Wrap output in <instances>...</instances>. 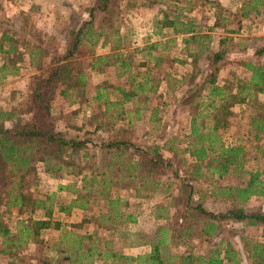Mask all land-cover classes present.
Listing matches in <instances>:
<instances>
[{
    "label": "trees",
    "instance_id": "obj_1",
    "mask_svg": "<svg viewBox=\"0 0 264 264\" xmlns=\"http://www.w3.org/2000/svg\"><path fill=\"white\" fill-rule=\"evenodd\" d=\"M148 1V6L161 2ZM202 1L210 5L208 8L217 7L216 13H213L215 22H227L218 15L220 11L227 12V7L211 0ZM263 8L264 0H241L234 9L233 17L247 19L251 14H260ZM117 9V0H91L87 19L67 29L62 51L54 50L46 73L31 81L20 117L14 110H0V208L7 212L16 208L18 214L25 209L30 215L27 219L16 220L15 232L11 233L0 213V255L15 258L17 251L25 245L40 243L45 230L51 228L59 230L55 249L61 247L69 264H264L263 243L242 239L243 251L239 252L220 237L227 225L264 226V212H251L242 207L250 197L264 195V180L259 179L260 173L245 169L252 154L264 157V64L245 62L246 79L234 80L230 85H217L215 76L220 63L224 62L225 51L210 49L209 33L212 28L196 25L193 19L185 16L184 10H192L182 7L164 12L160 9L152 25L157 40L138 50L151 61L153 67H158L163 60V52L178 41L183 52L181 55L189 60L190 71L182 79L188 80L189 85L180 99L181 106L188 107V137L183 149H174L171 144L174 139L170 138L162 146L171 154V158H165L160 152L162 147L154 144L138 147L121 137L124 133L122 129L107 139L92 143L54 128L50 103L55 90L58 96H66L67 90L73 88L78 94L85 91L86 75L81 68H75L78 65L75 57L81 45L92 48L99 44L100 48L107 50V54L93 58L90 71L105 64L128 71V63L122 59L124 35L119 31ZM165 29L170 31V35H163ZM11 43L13 33L9 27L1 29L0 53L10 55L15 52L17 48ZM3 44L7 49H1ZM27 48L30 62L41 57V46ZM252 56L264 58V45L256 47ZM200 60L201 64H198ZM184 63L179 61V64ZM4 69L2 65L0 72ZM195 78L198 82L192 83ZM141 79L128 90L114 88L117 92L114 101H107L105 94L101 93L107 85L98 86L93 100H106L102 105L104 112L109 107L121 109L125 102L140 96L145 101L155 94L157 84H151L147 73H143ZM241 104L249 106L244 128L246 135L250 134L252 138L244 133L236 134L234 141L226 145L221 135L226 133L227 120L232 115L230 107ZM118 114L117 110L114 118ZM88 145H94L100 166L82 167L89 152ZM177 157H180V164L186 167L183 176L190 171L189 179L178 177L172 163ZM201 165L210 167L211 173L218 179L228 175L239 178V186L221 189L222 194L227 191L232 202L238 206L212 213L206 211L201 202L192 199L189 182L201 177ZM167 173L178 182L177 192L184 213L178 217H164L162 223L154 225L150 234L129 233L126 225L135 223V217L121 213L124 200L111 197L109 190L111 187L126 188L134 184L131 190L136 197L139 191H147L151 196L159 190V179ZM38 174L53 179L66 175L67 183L58 184L55 192L40 195L33 189V195L26 194V188L35 186L31 180L40 179L36 177ZM170 186L168 184L163 191L167 192ZM60 191H69L73 197L64 204L58 203L54 198L55 193ZM95 201L103 202L105 211L95 218L94 223L107 236L115 234L123 249L145 246L147 252L135 256L118 254L111 250L112 242L106 237L93 233H71L63 230L61 223L52 218L54 211L65 214L71 209L84 211ZM36 212H39L37 217ZM82 223L87 224L88 221ZM70 227L79 228L80 225ZM203 244L207 251L194 254V249ZM172 246L181 250L173 253Z\"/></svg>",
    "mask_w": 264,
    "mask_h": 264
},
{
    "label": "rangeland",
    "instance_id": "obj_2",
    "mask_svg": "<svg viewBox=\"0 0 264 264\" xmlns=\"http://www.w3.org/2000/svg\"><path fill=\"white\" fill-rule=\"evenodd\" d=\"M13 1H9V5L12 7L15 5L26 7V0ZM30 1L32 2H30V8L27 11L11 12L13 9L9 6V13H6L9 17L0 14V32L1 29L9 27L10 32L13 33V43L11 44L17 48L10 55L0 53V65L4 63L5 67L0 72V110H14L17 117H20V112L24 109L31 81H34V77L46 73L53 51H62L65 32L70 26H75L87 19V9L91 4V0ZM160 1L158 5L148 6V0H117L118 26L121 35H124V51L121 53L122 59L128 63V71L117 70L114 66L106 64L97 66L94 71H90L89 65L93 62V58L107 54V50L100 48L99 44L92 48L86 44L81 45L79 54L75 57L78 61L75 68L76 70L81 68L86 75L85 91L83 94H78L77 90L73 88L67 90L66 96H58V91L55 90L54 98L50 103V115L56 130L72 137L84 138L92 143H97L99 139H107L115 131L122 129L124 133L121 137L129 139L138 147L151 144L162 147L172 138L174 139L171 143L172 147L177 151L183 149L188 137V107H182L180 99L184 96L186 87L189 85L188 80H182L184 75L190 71L189 60L181 55L183 52L180 50L181 46L178 41L170 45L168 51L163 52V60L158 67H153L151 61L147 60L143 53L138 52L157 40L152 25L160 9V11L168 12L186 7L192 11L184 10L185 16L193 19L196 25L214 27L218 33L222 34L224 38H220V35H213L212 29L209 33V47L211 50L225 51L224 62L220 63L219 70L222 69L220 77L227 76L228 85L234 83L235 78L246 79L248 73L241 69V65L245 62L264 64V58L257 59L252 56L256 47L264 45V8L258 15L251 14L247 19L238 20L233 17L235 6L237 7L238 4L237 0H211L213 3L214 1L219 3L221 7L228 8L227 12L220 11L218 14L227 22H220V24L212 26L213 13H216L217 10L215 5L214 8H208L210 5L207 6L202 0ZM188 1L190 2L187 5ZM2 18L9 21L4 22ZM201 21L204 23L202 24ZM214 23H216L215 20ZM162 33L170 35V31L167 29ZM218 38L223 39L221 41L224 43H217ZM31 45H39L43 51L41 57L34 62H30L27 53V47ZM1 49L5 50L7 46L3 44ZM154 53L152 52V54ZM232 60L235 62L225 66L227 61ZM179 61L185 63L179 64ZM198 64H201V60L198 61ZM99 69L102 71L99 72ZM143 73L148 74L152 81L151 84H157L155 94L150 95L145 101L140 96L125 102L120 107L121 109L109 107L104 112L102 105L106 100H93L96 88L104 84L107 86L101 93L105 94L107 101H114L115 97L117 99V92L114 88L128 90L142 80ZM196 79L192 83L198 82ZM117 110L119 114L114 118ZM135 110L138 112L136 113ZM230 110L232 115L227 120L226 133L221 135V140L226 145L234 141L236 134L244 133L246 135L244 120L249 113V106L245 104L233 105ZM247 137L252 138L250 134ZM88 146L89 152L82 167L86 169L89 166H100L101 163L94 145ZM252 147L254 148V146ZM160 152L163 157L171 158V154L167 153L165 148L162 147ZM254 155L252 154L247 160L245 169L248 171L257 170L260 173L259 179L264 180V157H260L258 154ZM179 159L180 157L173 159V167L178 171V177L189 179L190 171L183 176L182 172L186 170V167L180 164ZM200 168L201 177L189 182L193 192L192 199L201 202L202 207L212 213L223 212L228 208L238 206L232 202L227 191L222 194L221 189L239 186L241 184L239 178L228 175L218 179L211 173L210 167L201 165ZM36 177L40 179L31 180L35 186L26 188V194L33 195V189L40 195L55 192L58 184L67 183L66 175L55 179L47 178L42 174H38ZM168 179L169 181H167ZM159 184V190L151 196L147 191H139V196L136 197L131 190L134 184L126 188L111 187L109 190L111 197L124 200L125 206L120 207L121 213L123 215L131 214L135 217V223L126 225L129 233L150 234L154 225L162 223L164 217H178L184 213L177 192L178 182L167 173V176L159 179ZM168 184L171 185L170 188L167 189V192L163 191ZM72 197L73 195L69 191H60L55 193L54 199L56 202L64 204ZM103 205V202L95 201L84 211L71 209L67 214L54 211L52 218L61 223L63 230L71 233L80 235L93 233L100 237H106L112 242L111 250L118 254L135 256L146 253L148 248L145 246L123 249L120 246L121 241L116 240L115 234L107 236L108 234L94 223L95 218L105 211ZM242 207L251 212H264V195L250 197ZM9 210L7 212L4 208H0V213L2 212L3 221L10 232L14 233L16 220L27 219L30 215L25 209L19 214L16 208ZM37 216H39V212H36ZM86 220L88 223L83 224L82 221ZM70 225H80V227L71 228ZM59 235V230L51 228L45 230L40 243L25 245L17 251L18 254L15 258L0 255V264H69L61 247L55 249L54 242L59 239ZM220 237L240 252L243 251L242 239L264 244V226L227 225ZM171 249L173 253L181 250V248L173 246ZM206 251L207 247L203 244L194 249V254L200 255Z\"/></svg>",
    "mask_w": 264,
    "mask_h": 264
},
{
    "label": "crops",
    "instance_id": "obj_3",
    "mask_svg": "<svg viewBox=\"0 0 264 264\" xmlns=\"http://www.w3.org/2000/svg\"><path fill=\"white\" fill-rule=\"evenodd\" d=\"M9 1H13V0H0V14L1 15H4V16H6V17H9L8 15H6V13L8 12L9 13V6L10 7H12V5H9ZM240 1L241 0H237V7L239 6V4H240ZM14 2V1H13ZM30 2H32V1H30V0H26V2H25V6L26 7H21V6H17V5H15V4H13V5H15V7H12V9L13 10H11V12H18V11H27L29 8H30V6H29V4H30ZM16 7H18V8H16ZM236 7V6H235ZM15 14V13H14ZM220 24V22H216V23H214V20H212V26L214 25V26H216L217 24ZM221 27V26H220ZM212 29H213V35L215 34L216 36H221L220 38H224L223 36H222V34L221 33H218V31L216 30V28H214V27H211ZM212 38H214V37H212ZM219 39V38H218ZM218 39H217V43H220V41L221 40H223V39H219V41H218ZM213 43V42H212ZM235 62V60H232V61H227V63H226V65L225 66H227V65H229V64H232V63H234ZM2 65H4V63L2 64ZM2 65H0V67L2 66ZM225 66H223V67H225ZM241 69H243L244 70V68H243V64L241 65ZM222 70V69H221ZM221 70H218V72H217V74H216V76H215V83L217 84V85H219V86H221V85H223V84H227V76H224V77H220V71ZM245 71V70H244ZM4 77V76H3ZM239 78H235V80H238ZM241 80H242V78H240Z\"/></svg>",
    "mask_w": 264,
    "mask_h": 264
}]
</instances>
